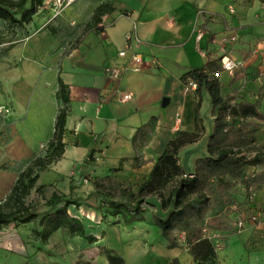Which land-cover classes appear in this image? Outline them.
<instances>
[{
  "label": "crops",
  "instance_id": "1",
  "mask_svg": "<svg viewBox=\"0 0 264 264\" xmlns=\"http://www.w3.org/2000/svg\"><path fill=\"white\" fill-rule=\"evenodd\" d=\"M103 4L110 9L106 8L94 21L96 8ZM52 5L55 7L54 2ZM63 9L65 6L50 19L67 16L74 24H80L88 18L86 29L61 56L57 72L51 78L45 75L38 39H32L26 48L8 42L3 50L6 57L3 77L0 75L4 85V93L0 89V106L9 118L11 114L24 113L27 106L26 113H30L32 105L37 103L35 100L42 107L43 99L49 98L52 112L48 129L51 130L59 109L66 108L64 153L46 172L53 173V183L57 179L66 180L70 196L65 198L79 200V204L83 200L80 195H71L87 186L83 173H101L138 188L176 133L195 131L194 92L180 79L188 69L227 55L236 61L237 67L233 71L223 70L219 75L223 97L236 94L238 101L253 102L264 85V2L260 0H254L249 7L243 0H70L64 13ZM43 10L39 6L26 25L41 24ZM133 24L140 42L133 43L129 51L142 54V70L127 71L120 78L111 79L105 67L121 60L118 52L125 47V35ZM200 31L202 35L198 38ZM232 35H236L234 41ZM29 48L35 49V55ZM15 56L18 57L13 62ZM236 71L239 78L230 84ZM58 78L67 86V103L56 97ZM118 91L131 94V99L120 101ZM207 112L210 124L204 121ZM23 116L21 119L25 120ZM200 116L204 126L200 140L206 136L207 145L214 120L207 92L203 93ZM45 131L42 135H32V143L20 141L18 134L13 141L14 151L28 154V147L42 139ZM261 133L264 126L257 135ZM0 173L16 172L10 168ZM17 176H9L6 182L2 180L0 191L8 186L12 188ZM93 193L88 194L94 196ZM95 205L96 199L93 210L99 213ZM149 218L153 223L152 215ZM144 222H150L146 214ZM177 249H167V256L172 258L171 253Z\"/></svg>",
  "mask_w": 264,
  "mask_h": 264
},
{
  "label": "trees",
  "instance_id": "2",
  "mask_svg": "<svg viewBox=\"0 0 264 264\" xmlns=\"http://www.w3.org/2000/svg\"><path fill=\"white\" fill-rule=\"evenodd\" d=\"M44 0H0V19L11 26H24L32 21L33 15ZM254 0H243L245 6H251ZM264 2V0H260ZM107 4L99 5L94 13L96 21ZM221 57L210 59L202 67L190 68L182 76L184 85L195 83L196 129L193 132L178 131L171 139L160 157L155 162L149 177L133 192L127 190L126 199H114L106 192L96 189L95 210L102 216H119L125 223L144 221L147 211L145 204L148 196L159 193L175 178L176 184L167 195H162L159 208L152 212L153 224L159 229L161 237L167 242L168 249L179 247L177 234L186 235L187 251L194 264H215L217 253L211 232H229L237 227L231 217L233 206L247 208L236 195V186L241 184L247 196L254 189L264 187V156L255 155L247 158L237 152L236 148L247 139H254L264 126V111L261 110L262 99L258 96L253 102L238 101L236 94L223 97L220 93V73L224 70ZM236 71L230 84L238 78ZM210 97L211 115L214 117L213 129L208 138L207 155L198 157L192 171H188L179 159V152L186 146L200 140L204 133L200 109L203 93ZM56 97L63 103L69 101L67 86L58 78ZM67 110L62 108L54 122V132L48 143L45 155L33 159L17 176L6 202L12 201L10 208L0 207V228L10 223L37 222L41 229H35L42 244H46L51 234L64 230L89 242L95 237L87 235L82 222L68 212V206H79V200L67 199L63 195L53 193L46 202L48 209L40 215L33 210L25 198L31 193L39 179V172L53 162L58 161L63 153ZM148 123L147 125H150ZM146 125V126H147ZM91 158V154H90ZM261 165L260 169L248 172L249 166ZM42 186L36 187L40 190ZM73 187H70L72 190ZM210 193H207V190ZM125 192V191H124ZM212 194V195H211ZM62 203V205H60ZM226 206L223 213L211 215L218 205ZM109 264H125L124 258L112 249L102 247ZM177 258L166 264H177ZM89 264V263H87Z\"/></svg>",
  "mask_w": 264,
  "mask_h": 264
},
{
  "label": "rangeland",
  "instance_id": "3",
  "mask_svg": "<svg viewBox=\"0 0 264 264\" xmlns=\"http://www.w3.org/2000/svg\"><path fill=\"white\" fill-rule=\"evenodd\" d=\"M45 1L41 5L44 7L42 15L44 19L39 25L34 23L32 26L25 25L23 28L12 27L0 19V75L2 77L6 57V52L3 50L8 42L13 41L26 48L32 39H38L39 56L45 62V75L47 78H51L57 72L61 56L86 29L85 24L88 18H85L84 22L80 24H74L73 20L67 16H65L66 18L58 16L60 11L54 10L53 1ZM69 3L70 0H64L65 9ZM65 9L62 10L63 13ZM54 13L58 15L54 19H50ZM29 50L34 54L35 49L29 48ZM17 57H13L15 59L13 62H16ZM256 84L259 86L261 83ZM0 89L4 93V85L1 82ZM259 91V97L263 100L261 110L264 111V85ZM35 101L37 103L32 105L30 113H26L29 106L25 107L24 113L21 112L16 116L11 114L9 118L5 110L0 113V171L4 172L12 168L16 172L0 173V182L9 180V176L18 175L33 159L45 155L54 132V129H48L52 102L49 98H44L43 106L39 107L38 100ZM12 112L14 111L12 110ZM22 116L25 120L21 119ZM203 117L204 121L210 124L209 112ZM44 131L45 136L36 144L28 147L29 150L26 152L28 154L21 155L14 151L16 146L13 141L14 138H18V134L20 141L32 143V135H42ZM236 150L248 159L255 155L264 156V133L258 134L252 140H244ZM206 154L205 136L198 143L179 153L180 163L188 171H192L195 159ZM261 167V165L249 166L247 170L250 172ZM48 168L49 166L39 172L40 176L36 186L25 198V203L30 204L33 210L40 215L48 209L46 202L54 192L64 197L70 196L67 181L62 178L53 183V173H47ZM83 174L86 179L84 184L87 186L82 191H73L71 195L72 197L80 195L83 200L79 206L69 205L68 212L82 222L86 234L94 236L95 241L89 242L64 230H57L51 234L46 244H42L35 233V229H41L37 222L10 223L0 228V264H109L106 255L102 254V247L112 249L121 255L125 264H166L174 258H177V264H194L187 251L186 235L184 233L177 234L179 247L171 253L173 257L170 258L167 256L169 255L167 242L163 241L159 230L154 228L149 218L152 212L159 208L162 195L169 193L178 178L173 179L159 193L146 198L147 211L145 214L150 220L146 224L144 221L125 223L119 216H102L93 210L95 198L88 194L100 189L110 197L120 200L126 199L128 189H133L132 191L135 192L136 186L134 187L129 182L118 183L101 173ZM76 177H78L77 174ZM38 186H42V188L36 190ZM9 187L0 191V207L4 210H8L13 203L12 201L6 202L11 188ZM206 191L210 193L208 189ZM236 195L238 201L247 204V208L238 209L237 206H233L231 217L237 223V227L229 232L209 231L207 233L215 245L217 253L215 264H264V187L254 189L251 196H247L241 184L238 183ZM225 209L226 206L219 204L211 212V215L223 213Z\"/></svg>",
  "mask_w": 264,
  "mask_h": 264
},
{
  "label": "built area",
  "instance_id": "4",
  "mask_svg": "<svg viewBox=\"0 0 264 264\" xmlns=\"http://www.w3.org/2000/svg\"><path fill=\"white\" fill-rule=\"evenodd\" d=\"M54 2L56 9H61L64 4V0H51ZM230 12H234V9L232 6L229 7ZM202 33L201 31L198 33V38L201 37ZM231 40L234 41L236 39V35H232ZM126 39V45L125 47L118 52V57L121 59L118 63L115 65H107L105 67V72L107 76L111 79H118L120 76L127 72V71H133V72H139L142 70L143 67V56L142 54L138 52H130L129 50L132 48L133 43H139L140 39L136 33V25L133 24L132 30L125 35ZM221 64L224 70L226 71H233L237 67L236 61L231 59L227 55H223L221 58ZM189 90H194L196 88L195 83H190V86H187ZM120 101H127L131 99V94L124 92V91H118L117 92ZM4 110L3 106H0V113Z\"/></svg>",
  "mask_w": 264,
  "mask_h": 264
}]
</instances>
